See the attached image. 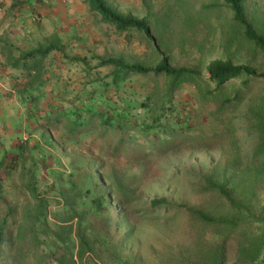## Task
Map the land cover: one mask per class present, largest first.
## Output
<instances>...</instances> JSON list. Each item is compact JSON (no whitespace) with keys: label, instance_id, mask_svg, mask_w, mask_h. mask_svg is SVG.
Wrapping results in <instances>:
<instances>
[{"label":"rangeland","instance_id":"1","mask_svg":"<svg viewBox=\"0 0 264 264\" xmlns=\"http://www.w3.org/2000/svg\"><path fill=\"white\" fill-rule=\"evenodd\" d=\"M108 1L121 12L147 16L155 40L116 31L82 0H58L74 5L79 14L75 28L62 17L63 44L42 59L40 75L8 81L0 91V225L7 238L0 264H58L66 255L78 260L81 239L93 248L82 253V264H209V248L222 236L213 226L191 220L187 210L200 207L215 217L226 215L227 200L195 186L225 167L234 172L235 196L249 200L264 219V164L253 157L258 136L245 120L248 101L264 96V80L237 79L214 91L206 68L214 59H230L261 72L262 52L242 37L226 6L204 9L215 0ZM247 6L256 18H264V0ZM35 20L14 23L44 30L47 37L40 35L31 45L42 48L54 41L49 35L53 25ZM165 56L171 66L195 69L204 80L182 82L169 92L168 78L150 72L128 75L115 85L113 66L99 64L119 58L155 66ZM236 88L240 101L226 102V109L214 114ZM88 110L111 116L112 126L95 120L91 129L72 133L69 120L76 114L85 117ZM47 114L64 118L47 125ZM116 116L127 124L119 126ZM145 124L154 126L142 133ZM171 132L186 139L164 154L140 157L137 148ZM201 140L212 142V148L200 150ZM30 174L37 198L47 202L40 220L33 211L36 199L24 188ZM98 181L108 191L105 197ZM123 188L136 198L128 206L120 205ZM154 198L169 206L149 208ZM113 214L114 224L107 220ZM249 221L227 239L223 264H236L241 242L260 228L254 218Z\"/></svg>","mask_w":264,"mask_h":264},{"label":"trees","instance_id":"2","mask_svg":"<svg viewBox=\"0 0 264 264\" xmlns=\"http://www.w3.org/2000/svg\"><path fill=\"white\" fill-rule=\"evenodd\" d=\"M30 0H12L13 6H21L28 3ZM41 2L42 0H34ZM251 0H215L209 4L204 5V9H214L217 6L224 5L232 13V22L241 28L242 37L256 47L264 56V32L260 30L259 25H264V18L258 19L250 12L247 4ZM87 5L89 11L97 14L101 21L111 25L118 32H138L143 34L147 41H154L155 37L152 35L150 22L147 16H136L130 12H121L117 10L108 0H82ZM58 47V39L48 45L43 46L40 49H36L30 52L21 53L22 59L29 58L28 62H24L21 68L24 71L23 76L36 77L40 75L42 58L45 57L49 51ZM78 60V58H75ZM18 64V62H15ZM15 64V66H17ZM99 64H111L113 70L111 71V83L117 85L119 82L128 77V75H147L152 72L156 75H164L168 78L167 87L170 92L172 88H175L180 83L193 80L196 78L204 80L199 73L192 68L186 66H171L168 63L167 57H162L155 66H146L140 62L125 63L119 58H109L101 60ZM207 72L209 76L208 80L215 83L214 91L222 90L226 83L234 80L244 79H256L261 78L264 80V71L257 72L253 67L246 64L234 63L230 59H214L207 65ZM31 80H28L27 86ZM210 91V90H208ZM211 92V91H210ZM240 97V90L236 88L234 90V96H227L223 102H220L214 109V114L226 109V102L229 105L236 104ZM85 117L80 114H76L73 120H69V128L72 133H82L94 127L95 120L99 121L100 126L111 127V116H107L103 111L88 110ZM120 115V114H119ZM218 115V114H216ZM63 115L47 114L44 119L47 125H51L56 122L63 121ZM117 124H127L126 119L122 120V116H116ZM245 120L250 129H253L257 136L258 142L253 150L254 159L261 161L264 164V96H253L247 103V112L245 114ZM124 121L122 124L121 122ZM154 124L141 125V132L148 131L149 127H153ZM46 133V132H45ZM43 132V135H45ZM166 138L159 139L154 138L149 140L148 146L139 147L137 151L141 155L146 156L147 153H166L170 148H174L183 142L185 136H180L177 133L171 132L167 134ZM46 137V136H45ZM172 137V138H171ZM169 138V139H168ZM182 139V140H181ZM209 140L199 141L200 150L212 148V142ZM222 178V179H221ZM234 172L231 168L225 167L220 174L217 170L212 172L205 178L202 184L195 185L197 189L207 191L211 195L215 196L217 200L225 199L231 206L228 207L226 215L221 214L217 217L213 216L208 211L202 208L188 209V215L191 220H195L204 225H211L214 227V232L219 233L222 236V241L218 245H214L209 248V264H223L226 255L225 244L231 233L235 230L242 229V225L250 222L249 219L254 218L258 222L260 228H257L252 233L249 239L241 242L237 254L236 264H264V219H261L255 214L253 208H251V202L249 200L240 197L239 194L235 196V183L233 182ZM253 183V182H252ZM97 187L100 188L102 197L108 194L104 188V184L101 181L97 182ZM24 188L29 192L31 197L36 199L34 206L36 219L40 220L41 215H45L46 200L44 198H37L36 196V181L33 174H30L27 181L24 184ZM130 192V194H129ZM120 205L128 206L134 201L135 195L129 188H123L120 191ZM169 205L163 198H154L150 201L149 208L160 210L163 207ZM108 222L115 223V215L107 218ZM44 222V220L42 221ZM67 234H71V225L65 226ZM107 229V228H106ZM108 230V229H107ZM4 229L0 225V255L5 244V238L3 236ZM79 235V232H77ZM241 234H245L243 231ZM246 241V243H245ZM93 249L86 241H80L79 251L77 253L78 260L73 255L63 256L58 260V264H82V253L85 250ZM197 254L199 252H196ZM205 255V254H203ZM96 264V263H94Z\"/></svg>","mask_w":264,"mask_h":264},{"label":"crops","instance_id":"3","mask_svg":"<svg viewBox=\"0 0 264 264\" xmlns=\"http://www.w3.org/2000/svg\"><path fill=\"white\" fill-rule=\"evenodd\" d=\"M57 1L42 0L41 2H36L30 0L28 3L18 7L12 5V0H0V91L3 90L5 84L8 85V81H24L29 77L23 76L25 73L21 68V65L24 62H28L29 58L23 60L21 53L40 49L39 46L31 47L33 45L32 39H38L40 35L43 38L47 37V33L44 30L40 31L39 28L30 25L31 23L28 25H17L14 23L17 19H20L22 22H29V20L34 21V17H36L35 21H38L39 18L43 22L51 21L53 27L50 28L49 35L54 39L57 38L58 42L62 44V34L58 26L60 19L62 17L67 18L70 28H75L79 14L77 10L73 11L74 5L71 2H67L66 8V5H59ZM56 5H58V9ZM67 10L69 13H66ZM15 62H18V64Z\"/></svg>","mask_w":264,"mask_h":264}]
</instances>
